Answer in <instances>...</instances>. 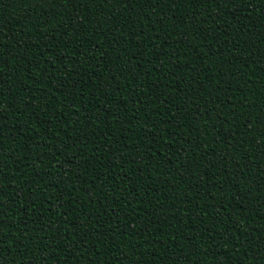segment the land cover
<instances>
[{
    "label": "trees",
    "instance_id": "trees-1",
    "mask_svg": "<svg viewBox=\"0 0 264 264\" xmlns=\"http://www.w3.org/2000/svg\"><path fill=\"white\" fill-rule=\"evenodd\" d=\"M0 264H264V0H0Z\"/></svg>",
    "mask_w": 264,
    "mask_h": 264
}]
</instances>
